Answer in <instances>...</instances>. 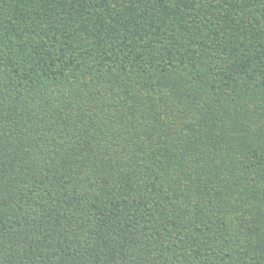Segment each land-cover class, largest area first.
Wrapping results in <instances>:
<instances>
[{"label":"trees","instance_id":"obj_1","mask_svg":"<svg viewBox=\"0 0 264 264\" xmlns=\"http://www.w3.org/2000/svg\"><path fill=\"white\" fill-rule=\"evenodd\" d=\"M0 264H264V0H0Z\"/></svg>","mask_w":264,"mask_h":264}]
</instances>
